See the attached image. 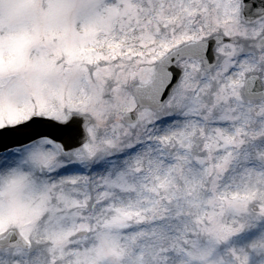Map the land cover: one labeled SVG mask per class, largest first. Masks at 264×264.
Segmentation results:
<instances>
[{
    "label": "snow or ice",
    "instance_id": "obj_1",
    "mask_svg": "<svg viewBox=\"0 0 264 264\" xmlns=\"http://www.w3.org/2000/svg\"><path fill=\"white\" fill-rule=\"evenodd\" d=\"M0 264H264V0H0Z\"/></svg>",
    "mask_w": 264,
    "mask_h": 264
}]
</instances>
